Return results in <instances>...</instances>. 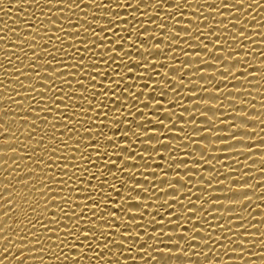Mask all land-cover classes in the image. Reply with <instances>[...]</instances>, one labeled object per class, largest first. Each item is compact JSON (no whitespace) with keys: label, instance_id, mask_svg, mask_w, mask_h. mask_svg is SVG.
<instances>
[{"label":"bare ground","instance_id":"6f19581e","mask_svg":"<svg viewBox=\"0 0 264 264\" xmlns=\"http://www.w3.org/2000/svg\"><path fill=\"white\" fill-rule=\"evenodd\" d=\"M75 2L80 5L79 8H76L75 4L71 5L72 8H68L65 4H56V0H53V4H47L45 0H0V37H3L0 39V65H3L0 67V89H3L0 90V123L4 124L5 129H10L9 132H3V129H0L3 133L0 135V262L2 264H97L99 261V264H146L145 260L140 258L145 254L137 253L136 248L143 247L146 243L151 244L152 241H143L147 237L144 236L142 230V241H138L135 237L131 239L124 237L126 239L123 241L124 245L111 243L108 248H103V245L109 243V239L120 241V233L113 232L112 238L106 235L104 240L95 242L89 240L83 243L84 238L82 237L81 241L76 243L87 251L80 252L78 248L68 247L73 243L72 238L65 236L62 231L51 232L40 228V223L48 224L47 217L62 215L55 212L59 206H62L60 204L63 203L61 195L67 196L71 193L72 201L88 203L87 193L84 191L89 187L87 180H91V186L95 188L99 181L93 179L90 173L98 174L101 169L107 171L105 168L107 158L97 159L92 148H85V145L91 139L96 138L97 131L101 130L91 127L92 124H106L107 127L102 128L105 136L114 138L121 148L130 147L137 153L150 157L147 163L141 160L139 155L131 158L129 152L107 147L105 137H100V155L103 157L104 151H108L113 158L123 155L129 165L125 170L134 174L128 178L123 177L118 169L124 166L125 161H116L117 168L112 169V173L109 174V183H114L117 191H120L122 195L118 196L110 188L104 189L105 193H100L101 197L111 193L109 199L101 200V205L105 203L111 207H115L118 203L123 205L119 210L111 209L118 211L115 213L117 224L133 219L131 214L125 215L126 208L135 205L138 201L144 207L130 209L132 213L137 214V220L133 221V226L130 225L129 229L133 228V232L140 231L135 229L134 225L141 222L147 226L148 232L152 233L160 227L155 223L148 226V221L152 219V216H155L157 220L168 219L164 208H159L156 212L159 204L167 200L169 203H177L173 205L177 214L183 211L177 201H171L178 194L185 206L193 207V204H188L189 195L196 204L194 211L197 212V216L193 217L188 225L182 224L186 231H191L192 227L212 225L208 233H194L200 236L198 239H208L210 241L208 244L181 237L178 234L180 230H176L177 235L174 238L181 239L180 247H183L185 252L191 253L190 255L178 253L176 246H172V255L153 251V248L171 246L166 244L170 238L161 236L159 239L162 243L153 245L149 249L153 256H158L166 264H210L209 260L212 259L216 261L213 260L211 264H264V244L260 243L264 240V236H261L264 234V0H258L259 6L253 4L251 8L247 5L251 4L252 0H246L244 5L237 4L236 0H223L224 4H232L234 8L222 7L221 0H206V2L205 0H191V3L189 0H181V6L176 9L173 5L177 0H164L165 6L157 5L156 7H153L156 0H141L139 5H137V0H83V2L75 0ZM68 3H72V0H68ZM107 4H111L110 7L102 6ZM171 8L174 11L169 10ZM216 8H219L218 13L208 11ZM58 9H62L59 15L56 14ZM181 12L184 13L183 16L178 15ZM205 17L207 19H204ZM50 20H54L56 25H62L67 31H60L55 25L50 27ZM176 21L180 23L177 24ZM113 23L116 24L121 39H117L111 33L100 32L102 26L112 27ZM206 24H209L208 28H204ZM213 24L216 27L210 29ZM220 24H227V27L224 28V25L219 27ZM74 25H79V33H74L76 29L70 28ZM158 25L166 26L168 31L160 29ZM44 27H49V29ZM185 27H191L193 32L196 27L202 28L205 35L216 31L214 35L208 36L209 40H205L210 50L208 53H205L206 50L203 48H197V41L185 37L187 33L184 31H191ZM35 28H40L41 31L35 32ZM93 29L99 33L101 40H105L103 45L96 48L92 45L93 42H97L91 35ZM239 30L245 32L251 39L239 37L233 41L230 37L237 36ZM174 33H178L179 37L173 35ZM194 34L201 35L200 32ZM105 35L108 36L107 39ZM172 35L173 39L179 40L171 45L169 40ZM215 35L220 36L221 40L217 43L222 44L217 46L222 47L218 51L213 48L210 41L215 39ZM32 36L36 39L32 40ZM57 36L61 39L58 40ZM85 38L89 40L88 50L79 43ZM201 39H204V36H201ZM112 40H115L116 44L123 43L124 48L122 50L117 48L111 43ZM19 41H24V43L17 44ZM185 41L192 44L193 49H189ZM156 43H161L159 53L155 47ZM177 43L179 45H176ZM141 44L142 49L137 51ZM29 45H35V47L32 48ZM70 45L79 47V53L74 59L71 55L75 49ZM150 46L152 50L147 51ZM109 48L116 56L115 63H112L110 59L106 63L104 59L107 57L100 55L101 52L107 54ZM230 48L235 49L237 58L242 57L244 60L233 61L234 57L228 56V54H234L228 53L227 50ZM44 49H47V52ZM187 51L189 53L186 56ZM213 51L228 58L229 61L225 62L226 66L240 64L231 69L232 75L221 77L229 73H225L221 68L223 66L215 61L221 57L212 53ZM124 53L125 56L121 60L120 57ZM80 58L84 59L85 67L79 70L73 69V65ZM94 60L100 63V68L96 71H99L101 75L96 76V81H91L89 77L96 75L95 72L90 71ZM200 60L208 64L201 63V69H198L196 67ZM48 61L51 64H47ZM57 61L64 63L67 72L76 71L75 79L65 77L70 80L71 89L62 84L60 79L54 83L48 80L51 77L45 72L51 74L55 68L57 73L60 71ZM137 61L144 64L154 61L155 69L146 71L144 67H140L129 71L127 67ZM213 62L217 65L211 64ZM29 65L36 67L32 68ZM177 65L181 66L180 69L174 67ZM243 67H247V73L243 72ZM17 69H22L26 73L32 72V74L26 77L20 75ZM41 69L44 83L48 84L43 86L49 87L50 90L48 93H32L36 100L46 95L43 97L45 102L37 104L32 101L31 97H24L28 89L23 87L21 82L25 86L34 85L37 89L43 90L41 82L35 75ZM117 71H119V76L116 75ZM108 73L115 77L109 75L105 78L104 76ZM16 75H20L19 81L14 79ZM233 76L236 78L234 79ZM181 78L183 85L179 83ZM112 79H116L120 84L116 89L115 98L111 93L115 89L100 88L101 83L106 87L111 85L115 88ZM77 81H82L83 85H79ZM91 83H95V87ZM144 84H148L149 87L144 88ZM127 85H131V88L127 89L129 93L134 91L140 95L143 91L144 95L139 97V103L133 100L131 95L124 94ZM169 85L177 87V93L171 91ZM203 87H208V92L200 91ZM215 87L220 89L217 90ZM55 88H63L65 92L64 96L59 97L64 99L63 101L56 100V104H60L58 109L52 104L51 97H58L63 93L53 92L52 89ZM153 90L156 96L150 95ZM71 91H75L76 96L69 100L68 95H73L69 93ZM104 91L106 95H101ZM93 92H96L95 97L92 96ZM161 93L165 95L162 100L159 99ZM82 96L87 97L88 100H84ZM21 99H23V105H18L15 101ZM88 101H91L92 105H88ZM65 103L68 105L67 108H65ZM145 103H149V107L145 108ZM158 103L163 104V107L157 110ZM44 104L45 107L42 108ZM117 104L121 105L119 109H117ZM47 107L54 108L53 112L46 113ZM78 108L87 110L88 117H81L77 112ZM100 111L107 113L106 120L103 115L99 119L96 118L97 112ZM205 111H208L206 115L211 121L201 116V113ZM57 112L65 116L76 113L77 120L87 119L88 122L76 124L73 132H68V128L74 126L65 127L66 122L68 124L74 122L57 120L56 117L59 115ZM244 113H247V116H242ZM45 116H47L46 120L43 119ZM117 117L123 120L119 129H115L114 119ZM192 119L196 120L195 123ZM161 122L165 127L159 125ZM86 127L92 131V137L85 133ZM148 129H150L149 135L155 134L160 137V143L169 145L160 147V143L155 140L159 137H154L150 143L153 148H158L159 152L146 149L145 144L148 141L141 142V140L144 139V130ZM121 136H124L123 140L120 139ZM201 136H205V139H200ZM81 137L83 140L77 141ZM189 138L194 139L195 142L189 143ZM5 140L8 142H2ZM76 143H80V150L74 153ZM66 144L69 146L68 149L64 147ZM14 148L19 151L12 152ZM52 148H56L57 151L51 152ZM81 151L85 156H91V164H85L81 160ZM51 155L56 156L52 157L56 161L49 160ZM173 155L177 160L175 162H180L179 159L183 158L185 159L183 162L188 164H172ZM202 155L205 164L197 165L195 160L200 159ZM65 156L69 158L67 161L64 160ZM4 161L8 163L5 164ZM36 161H40V164ZM45 162L55 169L57 176L67 171L68 177H71L61 195L50 194L47 191L48 187H53L55 191L60 184L55 180H50L52 174H47L48 170L44 167ZM196 162L203 163L199 160ZM54 163H65L66 169H60ZM73 163L78 165L76 169H73ZM132 165L138 167H132ZM169 165L172 168H168ZM83 167L89 168V173H85L87 179L84 188L81 189L74 183L76 178L72 174L73 171H79ZM152 171L156 173H151V175L156 176H148V172ZM165 171L168 172L169 181L162 182L159 178L164 175ZM186 171H191L188 174L194 175L190 177L191 183L185 184L184 181L180 183L190 188L191 193H185L189 189L180 184L175 185L178 192L176 189H169L167 193L158 191L156 185L167 187L164 185L166 182L176 183L177 178L186 180ZM117 176L120 179H116ZM26 179L29 183H22ZM121 179L127 181L123 189L120 188ZM209 179L212 185L205 187L204 184L211 183ZM137 180L140 182L139 187L149 189L150 193L139 192L140 195L137 196L136 193L139 190H133L131 192L133 200L126 201L125 198L129 196V191ZM221 181L224 183L221 184ZM244 184L251 185L252 188L235 193L230 191V189L246 187ZM42 187L45 188L44 193L38 191ZM72 189L76 190L72 191ZM9 192L12 194L8 195ZM46 195L56 196L51 199L42 197ZM245 195L250 196V200L245 204L229 205L228 199ZM199 198L202 200H198ZM210 199L220 200L210 207L208 203ZM46 200L47 207L44 206ZM221 202L223 205L219 204ZM71 206L75 207V204ZM65 207V211H74L69 208V205ZM76 211L78 213L80 208ZM82 215L87 219L90 213L86 210ZM141 215L143 221H141ZM201 217L206 223L197 222ZM181 220L187 222L183 216ZM218 224L223 227H217ZM242 224L244 227H241ZM64 226H66L64 222L60 225H49L50 228ZM83 226L82 221L81 227ZM164 227V231L168 232L173 231L175 226L165 224ZM101 228L107 230L108 226L101 225ZM33 232L37 235L33 236L31 234ZM120 232H123V227L120 228ZM244 232H248L251 236H243ZM217 235H223L225 239L217 240ZM239 239H245V243L248 244H239ZM97 243L101 245V248L96 247ZM129 248L132 251H128ZM232 248H239L242 251L237 249L236 252H232L230 251ZM97 252L99 256L94 259V253ZM65 256L68 257L67 260L64 259ZM73 257H76L75 261L72 260ZM101 257L103 259H100ZM132 257H135V260ZM147 261L157 264V261L152 260L151 257H147Z\"/></svg>","mask_w":264,"mask_h":264},{"label":"snow or ice","instance_id":"6c2138e0","mask_svg":"<svg viewBox=\"0 0 264 264\" xmlns=\"http://www.w3.org/2000/svg\"><path fill=\"white\" fill-rule=\"evenodd\" d=\"M81 2H83V0H81ZM205 2H206V0H205ZM45 3L53 4V0H45ZM140 3H141V0H137V5H139ZM189 3H191V0H189ZM236 3L240 4V5H244V4H246V0H236ZM56 4H65V5H67L68 8H72L71 7L72 4H75L76 8L80 7V5L75 2V0H72V3H68V0H56ZM253 4L259 6L258 0H252V3L248 4L247 7L251 8ZM110 5L111 4L102 5V6L103 7H110ZM157 5L165 6L164 5V0H156V4H154L153 7H156ZM185 5H188V4H185ZM185 5H184V7H185ZM180 6H181V0H177L176 4L173 5L174 9L179 8ZM221 6L224 7V8H234V5H232V4H224L223 0H221ZM169 10L174 11L172 8L169 9ZM235 10L239 11V9H235ZM48 11H51V9H48ZM60 11H62V9H58L56 14L59 15ZM197 11H199V10H197ZM208 11H210V12L211 11H215V12L218 13L219 12V8L209 9ZM178 15L183 16L184 13L181 12V13H178ZM192 17L196 18V16H192ZM204 19H207V18L205 17ZM112 21L115 22L114 20H112ZM176 22H177V24L180 23V21H176ZM240 23H242V21H240ZM189 24H191V23H189ZM54 25L60 31H67V30L63 29L62 25H56L54 20H50L49 26L53 27ZM221 25H224V28L227 27V24H220L219 27ZM158 27L160 29H167V31H168V28L166 26H159L158 25ZM208 27H209V24H206L204 26V28H208ZM215 27H216V25L213 24L210 29L215 28ZM44 28H48L49 29V27H44ZM70 28L76 29V31L74 33H79V25H74V26H72ZM185 28L191 29V31H184L185 33H187V35L185 37L197 41V44H198L197 48H203V49L206 50L205 53H208L210 50L208 48V43H205V40H209L208 36L214 35L216 33V31L208 32V35H205L204 30L202 28L196 27L194 32H193V29L191 27H185ZM117 29L118 28L116 27V24L113 23L112 27H109V26L108 27H104V26H102L100 32L111 33L112 36H115L117 39H121V38H119L120 33L117 31ZM31 30H33V29L31 28ZM13 31H15V30H13ZM40 31H41L40 28H35V32H40ZM85 32L87 33V29H85ZM196 32H200L201 35H195L194 33H196ZM91 35H92V37L95 38L94 40L98 42V43L97 42H93L92 43L94 48L98 47L99 45H103L105 43L104 42L105 40H101L99 38V33L96 32L95 29H93ZM173 35H175L176 37H179L178 33H174ZM173 35H172V37L169 40L171 42V45H172V43L174 41H178L179 40V39H173ZM257 35H260V33H257ZM201 36H204V39H201ZM107 37L108 36L105 35V39H107ZM219 37H220L219 35H215V39L214 40H210L211 44L213 45V48L217 49V51L222 48V47H217L219 45H222V44H218L217 43L218 41L221 40ZM239 37H244L245 39H248V40L251 39L250 36H247L245 34V32L240 31V30L237 32V36H233V37H230V38L233 41H235ZM0 39H3V37H0ZM31 39L35 40L36 37L32 36ZM57 39L59 40V39H61V37L57 36ZM23 43H24V41H19V43H17V44H23ZM79 43L81 45H83L86 50H88V48H89L87 46L88 43H89L88 39L85 38L82 41H80ZM111 43L115 44L116 47L121 49V50L124 48V44L123 43L116 44L115 40H112ZM185 43H187V42L185 41ZM224 43H226V41H224ZM142 44L138 46L137 51L142 49ZM159 44H161V43H156V45H155V47L157 49V53L160 52L158 50L159 49ZM187 44H188V48L189 49H193L192 44H189V43H187ZM176 45H179V44L177 43ZM29 47L34 48L35 45H29ZM70 47L75 49V51H73L72 55H71V58L74 59L76 54L79 53V47H75L73 45H70ZM168 49H169V51H171V47L169 45H168ZM149 50H152L151 46H150V48L147 51H149ZM44 51L47 52V49H44ZM217 51H213L212 53H215L217 56L221 57V59H215V61H218L219 65L223 66L221 68L223 69V71L225 73H229V75H221V77L225 78V77H228V76L232 75L231 69L235 68L237 65H240V64H231L230 66H226L225 62L229 61L228 58L226 56H224V55H218ZM227 51H228V53L229 52L234 53L233 55H229L228 54V56L234 57L233 61H237V60L238 61H243L244 60V58H242V57L237 58V53L235 52V49H231L230 48ZM197 52H200V51H197ZM188 53H189V51L185 52V55L187 56ZM100 55L107 57L106 59H104V61L106 63H107V61L109 59L111 60L112 63L116 62V56L112 54V49L111 48L108 49L107 54H104V52H101ZM33 56L36 57L35 54H33ZM124 56H125V53L120 57L121 60H123L122 58ZM137 56H139V55H137ZM130 57L131 56H129V58ZM17 59H19V57ZM145 59H147V58H145ZM42 61L43 60H41V62ZM83 61H84V59L80 58L76 62V64L73 65V69L79 70V68H84L85 65H84ZM9 62H11L10 58H9ZM57 63H59V65H60L59 66L60 71L58 72V73H60V75H57L58 73L56 71V68L52 71L51 74L45 72L48 76L51 77V79H48V80H51L54 83L57 79H60L62 84H64L67 88L71 89L70 80L66 79L65 77H73L75 79L76 78V75H75L76 71L67 72L65 70V65H64V63L62 61H57ZM201 63L208 64V62L200 60V61H198L196 68L201 69L200 68V64ZM47 64H51V62L48 61ZM165 64H167V63H165ZM211 64L217 65L214 62L211 63ZM92 65H96V66L93 67ZM99 65H100V63H98L96 60H94L91 63L90 71L96 73V75H92V76L89 77V79L91 81H96V76L101 75V73L99 71H96V69L100 68ZM155 65H156V63L154 61H149L147 64H144L142 62L137 61L134 64H132L131 66H128L127 68L130 71L132 68L144 67L145 70L148 71L150 69L154 70L155 69V67H154ZM0 67H3V65H0ZM29 67L35 68L36 66L35 65H29ZM167 67H169V65ZM174 67L180 69L181 66L177 65V66H174ZM205 68H207V67H205ZM243 69H244L243 72L247 73V67H243ZM16 71L19 72L20 75H24L26 77H29L32 74V72H27V73L23 72L22 69H17ZM41 72H42V69H41V71L36 72L35 75L39 79V81L41 82L43 90L37 89V87H35L34 85L25 86L23 84V82H21V85L28 89V91L25 92L26 94L24 95V97H31L32 101L34 103H37V104H39L41 102H45L43 100V97L46 96V95L40 96L39 100H36V98L34 96H32V93L33 92H36V93H48V91L50 90L49 87H44L43 86V85H48V84L44 83V78H43L44 75H41ZM20 75H16L14 77V79L19 81L20 80ZM86 75H88V73ZM109 75L112 76L111 73H108L104 77L107 78ZM116 75L119 76V71H117ZM165 75H167V74H165ZM201 75H203V74H201ZM244 76H247V75H244ZM112 77H115V76H112ZM121 78H123V77H121ZM139 78L141 79L143 77H139ZM233 78L235 79L236 77L233 76ZM222 81H226V80H222ZM77 82H78L79 85H83L82 81H77ZM189 82L191 83V81H189ZM179 83H180V85H183V79L182 78L179 81ZM91 84L93 85V87H95V85H96L95 83H91ZM112 84L115 85V88L111 87V85L106 87L103 83L100 84L101 85L100 88L101 89H105V88L115 89V91L111 92L112 93V97L115 98L116 89L119 88L120 84L117 82L116 79H112ZM157 86L159 87V84ZM143 87L144 88H148L149 85L148 84H144ZM128 88H131V85H127L126 86L124 94L125 95H131L133 100H135V101H137L139 103L140 102L139 97L144 95L143 91L140 92V95H137V93H135L134 91L129 93L127 91ZM169 88H170L171 91L177 93V91H176L177 87H173V86L169 85ZM215 88L217 90L220 89L219 87H215ZM0 90H3V89H0ZM52 91L53 92H61V93H63L62 95H60L58 97H54V96L51 97L52 104H54L55 108L58 109L60 104H56V100L58 99V100L63 101L64 99H60L59 97L64 96L65 92H64L63 88H55V89H52ZM200 91H203V92L206 93V92H208V87H203V88L200 89ZM69 93H73V95H71V96L68 95V99L69 100L73 99L76 96L75 95V93H76L75 91H71ZM17 95H20V93H17ZM101 95H106V91L101 92ZM150 95L151 96L155 95V90H153V92ZM92 96L95 97L96 96V92H93ZM163 97H165V95H164V93H161L159 99L162 100V99H164ZM193 97H195V96H193ZM8 98H11V97H8ZM83 98H84V100H88L87 97H83ZM211 99H213V98H211ZM15 102L18 105H23V99L17 100ZM64 105H65V108H67V106H68L67 103H65ZM88 105H92L91 101H88ZM44 107H45V104H44V106L42 108H44ZM120 107H121V105L117 104V109H119ZM144 107L145 108L149 107V103H145ZM162 107H163V104H160V103L157 104V110L159 108H162ZM209 107H211V106H209ZM94 108H90V109H94ZM53 109L54 108L47 107L45 112L46 113H52ZM137 111H139V109H137ZM29 112H32V111H29ZM77 112L79 113V115L81 117H84V118L88 117V115H86V114L89 113V112L87 110H85L84 108H78ZM206 112H208V111L202 112L201 116L205 117L207 121H211V119L206 115ZM57 113L59 114L56 117L57 120H71V121L74 122L72 124H68L66 122L65 127L67 125H73L74 126L73 128H68V132H73L72 130L75 128L76 124H86V122H88L87 119H84L82 121L81 120H77L76 119V113H71V114H69L67 116L63 115V113H60V112H57ZM36 115L39 116V114H36ZM101 115H103L105 120L107 119V113H103L102 111L97 112L96 118L99 119V117ZM181 116H183V115H181ZM242 116H247V113H244ZM43 119L46 120L47 116L43 117ZM24 120H27V119L24 118ZM192 121H193V123H195L196 120L192 119ZM114 123L116 124V128L115 129H119L121 123H123V120H121L120 118L117 117V118L114 119ZM221 123L223 124V120L221 121ZM159 125H164V124L161 122V123H159ZM91 127H95V128L101 129V130L97 131L96 138L91 139L89 141V143L85 145V148H92L93 152L96 154L97 159H103L104 157L107 158L105 160V168L107 169V171H104L103 169H101L98 174L90 173L92 175V178L93 179H97L99 182L95 186V188H93L91 186L92 185L91 180H87V183L89 184V187L87 189H84V191L87 193L86 200L88 201V203H77L75 201H72L71 193H69V195H67V196L61 195L62 192H63V188L65 186H67L69 180H71V177H68V175H67V171H63V172H61L60 176H57L55 174V169L50 167V165L47 162H45L44 167H45V170H48L47 174H49V173L52 174L50 176V180H55V181H57L58 184H60V187L58 189H56L55 191H53V187H48L47 191L50 194L51 193H58V195H61V200L63 201V203H60L62 206H59L58 210L55 211L56 213H60L62 215H60V216L52 215L50 217H47L48 224L40 223V228L42 230L51 231V232L62 231L65 236H70L72 238L73 243L69 244L68 247L70 249L78 248L80 252L87 251V250H84V248L81 247L80 244L76 243L77 241H81L82 237L84 238L83 241H82L83 243L86 242V241L88 242L89 240H92L93 242H95L96 240H104L106 235H107L108 238H112L113 237V232L120 233V237H121L120 241H117L116 239H109V243H105L103 245V248H108L111 243H118V244L124 245L123 241L126 240V239H124V237H127L129 239H131L132 237H135L138 241H142V235H141V230H142L143 233H144V236L147 237V239L143 240V241H147V240H151L152 241L151 244H147L146 243L145 246L136 248V252L137 253L142 252V253L145 254L144 256H140V258L144 259L146 264H151L150 261H147V257H151L152 260L157 261V264H166V262L163 261L162 259H160L158 256H153L152 251H149V249L152 248L153 245H157V244L162 243V241L159 239V237H161V236H168L170 239H168L166 241V244L167 245H171V246H165L163 248H153V251L158 252V253H167L169 255H172L173 254V247L172 246H176V251L178 253H182L184 255H190L191 254L189 252H185L183 247H180L181 239L174 238L177 235V231L176 230H180V231H178V234L181 237H188L192 241H200L203 244H208L210 242L208 239H203V240L198 239V238H200V236L199 235H194V233H208V229H210L212 227V225L209 224V225H207V227H199V228L198 227H192L191 231H186L185 228L182 226V224L183 225H188L189 222L193 219V217L197 216V212L194 211V209L196 208L195 207L196 204L191 200V195H189L187 197V199H188V204H193V207L185 206L183 204V202L180 200V197H179L178 194L175 195L173 199H171V201H177L179 203V205H181L180 208L183 209V211L178 213V214H177L176 208L173 207V205H177V203H169V201L166 200L162 204H159L158 207H157L156 212L159 210V208H164L166 210V215H167L168 219L166 220L165 218H161V219L157 220L155 216H152V219L148 221V226L152 225L153 223L160 225V227L156 228L152 233H149L148 230H147V226L143 225L141 222H137L134 225L135 226L134 228L135 229H139L140 231L133 232V228L129 229L130 225L133 226V221L137 220V218H136L137 214L136 213H132L130 211V209L131 208H143L144 207V205L139 203L138 201L136 202L135 205L129 206V207L126 208V214L125 215L127 216V214H131L133 219H128L123 224H121V223L117 224L116 221H118V220H117V218L115 216V213H117L118 211H113L111 209L119 210V209H121V207L123 205H121L119 203L115 207H111L107 203L101 205V200L109 199V197H111V193H108L107 196L104 195L103 197L100 196V193H105L104 189L110 188L111 191L116 192L118 196L122 195V193L120 191H117V188H116L114 183H109V174L112 173V169L117 168L116 161H125V157L123 155H117V156H115L113 158V156L110 155L108 151H104L103 157H102L100 155L101 148L99 147V145L101 143L100 137L101 136L105 137V140L107 142V147L115 148L117 151L129 152L131 154V158H135L137 155H139L141 160H143V161H145V163H147V160L150 159V157H145L143 155V153H137L135 150L131 149L130 147L121 148V146L119 145L118 141H116L114 138L105 136L104 132L102 131V128H106L107 127L106 124H104V125L92 124ZM164 127H165V125H164ZM140 128L144 129L143 127H140ZM0 129H3V132H9L10 131V129H5L4 124H2V123H0ZM129 129H131V128H129ZM209 129H211V128L209 127ZM32 130L35 131V129H32ZM128 131H132V130H128ZM199 131H201V129ZM149 132H150V129H148L147 131L144 130V134H143L144 139L141 140V142H144V140L148 141V143L145 144L146 149L151 150V151H156L158 153L159 149L158 148H153L151 143H150V141H152L154 139V137H159V136H156L155 134L149 135ZM85 133H87V136H89V137L93 136V133L90 130V128L86 127L85 128ZM117 133H119V132H117ZM133 134H136V135L140 136L137 133H133ZM0 135H3V133L0 132ZM124 136H127V135H124ZM124 136H121L120 139L123 140L122 137H124ZM217 136H219V135H217ZM232 138H235V137H232ZM41 139H43V138L41 137ZM183 139L184 138L182 137L181 140H183ZM200 139H202V140L205 139V136H201ZM82 140H83V137H81L77 141H82ZM155 140H157V142L160 143V137L159 138H155ZM93 141H95V142H93ZM2 142L7 143L8 141L5 140V141H2ZM194 142H195L194 139L189 138V143H194ZM79 144L80 143H76L77 146L73 149L74 153H77L80 150ZM162 145H169V144L160 143V147ZM196 145H199V144H196ZM228 145H230V144H228ZM64 147H67V149L69 148V146H67V144L64 145ZM11 151L12 152H18L19 150L14 148ZM56 151H57L56 148H52L51 149V152H53V153L56 152ZM80 154H81V160L85 164H91L92 163L91 156H85L82 151L80 152ZM52 157H56V156L51 155L49 160L56 161V160L52 159ZM203 157L204 156L202 155L200 159H197L199 161H203V163H198V162H196L197 160H195V163L197 165L205 164V160H204ZM68 159L69 158L67 156L64 157V160L67 161ZM184 160L185 159L181 158V159H179L180 162H175L177 160L175 159V155H173L172 164H177L178 163V164L187 165L188 163L183 162ZM109 161H111V163H109ZM173 162H175V163H173ZM4 163L7 164L8 161H4ZM36 163L40 164V161H36ZM54 164L56 165V167H58L60 169L61 168L66 169L65 163H62V164L61 163H54ZM128 166H129L128 163L125 161L124 166L118 169V172L121 173L123 175V177H125V178H128L129 176H134L133 173H130L129 171L125 170V169L128 168ZM72 167H73V169H76L78 167V165L73 163ZM132 167H138V166L137 165H132ZM168 168H172V166L169 165ZM29 172H33V171L29 170ZM189 172H191V171H186L185 172L186 180H181L180 178H177V179H175L176 183L166 182V183H164V185H167V187H159L158 185H156V187L158 188V191L161 192V193H167L169 191V189H176L177 192H178V189L175 187L176 184H180L182 187H185L184 185H182L180 183V181H184L185 184L191 183L190 177H193L194 175H189L188 174ZM85 173H89V168H87V167L80 168L79 171H73V174H72V176H74L76 178L74 183L77 185V187H79L81 189L84 188V183H85V180L87 179V177L85 176ZM148 173H149L148 176H156V175H151V173H156L155 171L148 172ZM177 173H179V172H177ZM81 177H85V179H81ZM100 177H103V179H100ZM116 179H120V177L117 176ZM159 180L162 181V182L169 181L168 180V172L165 171L164 175L162 177H160ZM201 181H203V180H201ZM209 181H211V179H209ZM41 182L43 183V181H41ZM22 183L27 184V183H29V181L26 179ZM47 183L49 185H51L49 183V181H47ZM126 183H127L126 179H121L120 180V188L123 189L124 187H126ZM223 183L224 182L221 181V184H223ZM139 184H140V182H139V180H137L136 183L131 187V189L129 191V196L125 198L126 201H132L133 200V197L131 196V192H133V190H139L136 193L137 196L140 195L139 192L150 193L149 189L141 188V187H139ZM210 185H212V181H211V183L204 184L205 187H208ZM244 185H246V187L237 188V189H230V191L235 193V192H241L244 189L252 188L251 185H248V184H244ZM5 188H8V187L5 186ZM185 188H188V187H185ZM188 189H189V191H187L185 193H191L190 188H188ZM75 190L76 189H72V191H75ZM38 191L40 193H44L45 192V188L42 187ZM11 194H12L11 192L8 193V195H11ZM54 196H56V195H46V196H42V197H46L47 199H51ZM158 199L159 198H157V200ZM198 200H202V198H199ZM219 200L220 199H215V200L210 199L208 201V203L210 204V207H213L214 205L217 204L216 201H219ZM228 200L230 201L229 205H237V203H240L241 205H243V204L246 203V201L250 200V196L245 195V196L240 197V198H234V199H228ZM72 204H75V207H72L71 206ZM219 204L223 205V202H221ZM65 205H69V208L70 209H74V211H70V212L69 211H65V209H66ZM165 205H166V207H164ZM44 206L45 207L48 206L47 205V200H46ZM17 207H18V205H17ZM77 208H80V211L78 213L76 211ZM169 209H172V210L169 211ZM213 209H215V208H213ZM86 210L90 213V215L87 217V219H85V216L82 215ZM229 213H231V212H229ZM182 216L185 217V220L187 221L186 223L181 220ZM93 217H95V219H93ZM173 217H175V218L173 219ZM82 221H83V225H84L83 227H81V222ZM141 221H143V216L142 215H141ZM61 222H64L66 224V226L59 227V228H50L49 227L50 224L60 225ZM197 222L206 223L205 221L202 220V217L200 219H198ZM165 224L174 225L175 227H174L173 231H168V232L164 231V229H165L164 225ZM101 225H107L108 226L107 230H102ZM34 227H35V225H34ZM121 227H123V232H120V228ZM217 227H223V225H219L218 224ZM241 227H244V225L242 224ZM189 233H191V235ZM31 234L33 236L37 235L36 232H33ZM209 235H210V233H209ZM243 236H251V235L248 234V232H244ZM261 236H264V234H262ZM4 239H7V237H4ZM216 239L217 240H224L225 237L223 235H217ZM245 241H246L245 239H239L238 243L241 244V245H247L248 243H245ZM62 242L63 241H61V243ZM229 242H231V241H229ZM185 243H187V241H185ZM260 243L264 244V240H261ZM88 246L90 247V245H88ZM96 247L97 248H101V245L97 243ZM237 249H239V248H232V249H230V251L236 252L235 250H237ZM239 250L242 251V249H239ZM5 251H7V249H5ZM41 251H43V249H41ZM128 251H132V249L129 248ZM209 251H211V249H209ZM97 256H99V253L98 252L94 253V259ZM64 259L67 260L68 257L65 256ZM75 259H76V257L72 258L73 261H75ZM100 259H103V257H101ZM132 259L135 260V257H132ZM213 260H215V259L209 260L210 264H211V262ZM0 264H2V262H0ZM97 264H99V261H97Z\"/></svg>","mask_w":264,"mask_h":264}]
</instances>
